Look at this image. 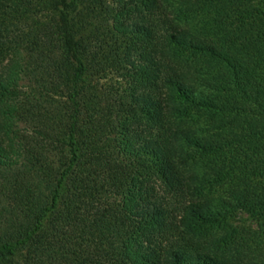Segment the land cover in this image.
Returning a JSON list of instances; mask_svg holds the SVG:
<instances>
[{
  "label": "trees",
  "instance_id": "1",
  "mask_svg": "<svg viewBox=\"0 0 264 264\" xmlns=\"http://www.w3.org/2000/svg\"><path fill=\"white\" fill-rule=\"evenodd\" d=\"M0 264H264V0H0Z\"/></svg>",
  "mask_w": 264,
  "mask_h": 264
},
{
  "label": "rangeland",
  "instance_id": "2",
  "mask_svg": "<svg viewBox=\"0 0 264 264\" xmlns=\"http://www.w3.org/2000/svg\"><path fill=\"white\" fill-rule=\"evenodd\" d=\"M200 121L202 123L205 122V118H200ZM231 221L235 226L240 227L244 234H246L247 229H255L258 227L257 222L245 212H238V214L231 218Z\"/></svg>",
  "mask_w": 264,
  "mask_h": 264
}]
</instances>
